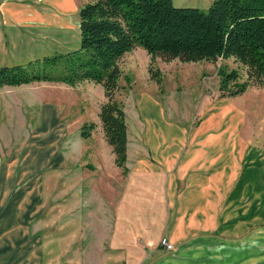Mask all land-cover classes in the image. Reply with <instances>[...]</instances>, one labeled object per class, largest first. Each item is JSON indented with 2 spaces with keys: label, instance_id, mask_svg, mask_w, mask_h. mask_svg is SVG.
I'll list each match as a JSON object with an SVG mask.
<instances>
[{
  "label": "crops",
  "instance_id": "obj_1",
  "mask_svg": "<svg viewBox=\"0 0 264 264\" xmlns=\"http://www.w3.org/2000/svg\"><path fill=\"white\" fill-rule=\"evenodd\" d=\"M86 1L0 0V26L79 27L76 14ZM131 105H124L125 173L114 163L99 117V135L84 138L82 165L91 178L84 183L92 191L100 187L104 202V183L112 177L116 202L112 253L96 264H264V142L232 129L228 115L209 102L198 127L175 132L162 130L164 116L157 129H148L149 120L155 125L159 119L148 115V107L163 112L148 93ZM221 118L223 125L213 124ZM35 147L24 158L6 159L0 152V264H44L41 235L28 220L38 213L41 169L47 162L57 165L61 156L45 159ZM161 236L172 250L159 246Z\"/></svg>",
  "mask_w": 264,
  "mask_h": 264
},
{
  "label": "rangeland",
  "instance_id": "obj_2",
  "mask_svg": "<svg viewBox=\"0 0 264 264\" xmlns=\"http://www.w3.org/2000/svg\"><path fill=\"white\" fill-rule=\"evenodd\" d=\"M172 1L179 6L206 8L209 5V0ZM76 16L74 19L78 22ZM78 46L79 27L76 23L70 22L65 27L0 26V63H22ZM119 66L121 90L118 98L125 108L132 106L143 93H148V98L152 97L158 107L161 105L163 112L160 107L158 110L154 105L151 109L148 107V115L152 113L155 114L152 119L159 118L155 125L149 120L148 129H157L163 116L168 124L162 121V130L175 132L183 126L189 129L198 127L202 120L201 111L209 102L216 104L220 113L229 116L232 129L264 142V87L250 83L237 96H220V67L227 71L235 69L240 80L246 79L245 67L234 58L181 61L156 56L151 59L145 49L135 47L122 56ZM149 68L158 72L160 83L152 78ZM105 100L103 87L87 80L75 85L36 81L0 87L1 154L6 159L21 158L27 155L30 145L36 144L35 152L45 159L55 153L58 158L61 156L57 165L47 162L41 169L38 213L30 219L26 217L32 232L41 235L44 264L68 261L96 264L103 256H111L110 235L116 209L112 177L105 180L102 202L101 188H98L99 192L96 188L92 191L84 183L91 178L83 170L81 152L85 140L80 136V126L91 121L97 122L91 132H95V138L99 135L98 112ZM224 119L213 124L223 125ZM18 164L22 168L24 159ZM123 180L122 175L121 188ZM13 187L8 191L15 190Z\"/></svg>",
  "mask_w": 264,
  "mask_h": 264
},
{
  "label": "trees",
  "instance_id": "obj_3",
  "mask_svg": "<svg viewBox=\"0 0 264 264\" xmlns=\"http://www.w3.org/2000/svg\"><path fill=\"white\" fill-rule=\"evenodd\" d=\"M79 46L24 63H0V87L36 81L75 85L92 81L103 87L106 100L98 117L114 163L127 171V125L119 66L122 56L141 47L154 59L216 61L232 57L245 67H220V96H236L248 84L264 87V0H212L206 8L177 6L172 0H90L79 7ZM160 83L158 72L149 68ZM95 127L84 122L80 135Z\"/></svg>",
  "mask_w": 264,
  "mask_h": 264
},
{
  "label": "built area",
  "instance_id": "obj_4",
  "mask_svg": "<svg viewBox=\"0 0 264 264\" xmlns=\"http://www.w3.org/2000/svg\"><path fill=\"white\" fill-rule=\"evenodd\" d=\"M159 246L165 250H172L174 248L173 244L164 236L160 237Z\"/></svg>",
  "mask_w": 264,
  "mask_h": 264
},
{
  "label": "bare ground",
  "instance_id": "obj_5",
  "mask_svg": "<svg viewBox=\"0 0 264 264\" xmlns=\"http://www.w3.org/2000/svg\"><path fill=\"white\" fill-rule=\"evenodd\" d=\"M61 1H62V0H61ZM39 14H40V13H39ZM39 14H38V15H39ZM40 18H42V16H41V15H40Z\"/></svg>",
  "mask_w": 264,
  "mask_h": 264
}]
</instances>
